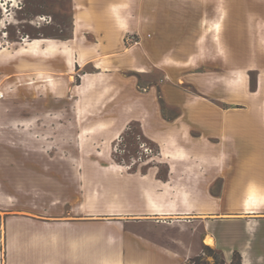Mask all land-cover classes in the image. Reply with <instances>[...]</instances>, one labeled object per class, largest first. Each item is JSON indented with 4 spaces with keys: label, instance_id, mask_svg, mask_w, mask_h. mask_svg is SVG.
Here are the masks:
<instances>
[{
    "label": "crops",
    "instance_id": "1",
    "mask_svg": "<svg viewBox=\"0 0 264 264\" xmlns=\"http://www.w3.org/2000/svg\"><path fill=\"white\" fill-rule=\"evenodd\" d=\"M171 3L71 0L70 35L61 41L72 51V69L80 65L75 54L84 50L92 53L86 62L99 69L94 76L130 73L119 95L111 96L126 106L121 114L110 111L120 115L119 124L111 119L76 130L98 132L100 142L107 136L104 155L88 158L108 166L66 172L65 205L18 209L0 199V264H151L150 257L152 264H174L188 254L154 244L140 249L128 228L173 211L189 217L175 221L204 223L205 238L226 264L234 250L241 264H264V80L250 91L247 71L238 68L233 84L227 57H220L218 70L191 68L193 29L182 25L192 14L167 9ZM250 22L264 28L261 20ZM129 33L137 40L128 42ZM258 39L264 44V36ZM216 50L226 52L222 43ZM155 71L163 85L134 81ZM172 76L173 83L167 80ZM231 90L238 104L232 110L223 106L235 97ZM125 138L151 155L114 157L113 147ZM247 200L253 212L245 211ZM198 212L207 215L190 216Z\"/></svg>",
    "mask_w": 264,
    "mask_h": 264
},
{
    "label": "rangeland",
    "instance_id": "2",
    "mask_svg": "<svg viewBox=\"0 0 264 264\" xmlns=\"http://www.w3.org/2000/svg\"><path fill=\"white\" fill-rule=\"evenodd\" d=\"M3 1L0 0V199L4 197L9 207L18 209L40 210L42 206L65 205V193H70L65 192V182H69L65 180L66 172L105 170L104 166H108L91 163L93 159L88 158L104 155L107 136L100 142L98 132L76 130L119 120L126 104L111 101V96L119 95L126 85V75L131 74L122 71L115 75L109 71L102 77L94 76L99 69L92 62H86L92 53L84 50L75 54L80 65L72 69V51L61 41L70 35L71 0H14L13 4L5 0L6 5L1 6ZM167 1L172 2L167 4V9L175 7L177 12L192 14L193 19H186V25H182L186 30L190 26L193 29L194 41L189 47L194 53L187 62L191 68L218 70L220 57H227L229 62L225 59L224 66L228 67L225 70L233 84L238 68L247 71L250 91L259 78L264 80V44L258 41L264 36V28H256L250 22L251 19L264 22V0ZM216 22L218 29H215ZM34 39L48 42L43 50H36L29 46ZM127 40L134 42L136 34L129 33ZM219 43L226 52L216 50ZM48 44L54 49H44ZM197 49L200 51L196 53ZM94 55L97 58L98 53ZM207 59L210 60L206 63ZM95 65L101 67L102 63L95 59ZM249 67L257 68L249 70ZM84 74H89L82 78L85 87L80 84ZM47 78L51 79L47 81ZM162 78L155 71L137 76L134 81L139 86L163 85ZM167 80L173 83V76ZM231 97L223 106L232 110L238 107L234 102L236 92L231 90ZM250 102L247 100V105ZM111 110H118V116L112 117ZM129 138L123 139L118 150L113 147L114 157L130 160L133 156L151 155V149ZM168 215L184 216L174 211ZM206 215V212L190 214L200 218ZM151 218L148 223L134 222L128 226L138 235L135 242L140 249L154 244L183 256L188 254V258H180L174 264H189L188 259L202 251L209 263H214L215 257L219 259L216 248L204 241V223L194 222L189 226L175 221L178 217ZM149 262L153 263L152 257Z\"/></svg>",
    "mask_w": 264,
    "mask_h": 264
},
{
    "label": "trees",
    "instance_id": "3",
    "mask_svg": "<svg viewBox=\"0 0 264 264\" xmlns=\"http://www.w3.org/2000/svg\"><path fill=\"white\" fill-rule=\"evenodd\" d=\"M204 248L206 249L208 247H204ZM216 250L220 254V257H219V259L217 257H215L214 263H209L208 261H206L203 251L199 254H196V255L190 257L188 259V262H189V264H226V262L222 256L221 251H219L218 249H216ZM229 264H241V255L238 251H236V250L233 251L232 258H231Z\"/></svg>",
    "mask_w": 264,
    "mask_h": 264
},
{
    "label": "bare ground",
    "instance_id": "4",
    "mask_svg": "<svg viewBox=\"0 0 264 264\" xmlns=\"http://www.w3.org/2000/svg\"><path fill=\"white\" fill-rule=\"evenodd\" d=\"M218 26H219V24H218V22H216L215 23V29H218ZM24 41H26V39H24ZM46 42H48L47 39H34L31 42H29V46L35 48L36 50H43L42 47L45 45ZM48 48H49V50L54 49V47H51V44H48L44 49H48ZM50 79L51 78H47V81L50 80ZM51 82H52V80H51ZM249 195H250V198L253 197V194L250 193ZM248 203L249 202L247 200L245 211L248 212V213L253 212V210L250 208ZM159 217H163V218H166V217H182V218H184V217H187V216H159ZM174 219H178V218H174ZM204 241L206 243H208V244H212V239L210 237H208V236L204 239Z\"/></svg>",
    "mask_w": 264,
    "mask_h": 264
},
{
    "label": "built area",
    "instance_id": "5",
    "mask_svg": "<svg viewBox=\"0 0 264 264\" xmlns=\"http://www.w3.org/2000/svg\"><path fill=\"white\" fill-rule=\"evenodd\" d=\"M13 1H14V0H10V2H11L10 4H13V3H12ZM2 5H3V6L6 5V1H5V0L1 3V6H2Z\"/></svg>",
    "mask_w": 264,
    "mask_h": 264
}]
</instances>
